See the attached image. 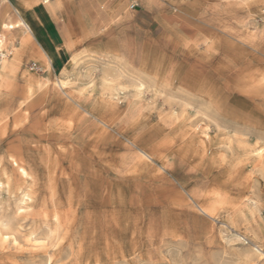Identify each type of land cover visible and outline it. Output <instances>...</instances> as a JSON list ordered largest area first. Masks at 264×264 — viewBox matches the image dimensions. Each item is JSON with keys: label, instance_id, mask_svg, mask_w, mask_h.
<instances>
[{"label": "rangeland", "instance_id": "374dc122", "mask_svg": "<svg viewBox=\"0 0 264 264\" xmlns=\"http://www.w3.org/2000/svg\"><path fill=\"white\" fill-rule=\"evenodd\" d=\"M0 264H264V0H0Z\"/></svg>", "mask_w": 264, "mask_h": 264}, {"label": "crops", "instance_id": "0c3cea01", "mask_svg": "<svg viewBox=\"0 0 264 264\" xmlns=\"http://www.w3.org/2000/svg\"><path fill=\"white\" fill-rule=\"evenodd\" d=\"M206 2H207V0H174V4H176L178 6H186L189 4L203 5ZM138 17H139L140 21L148 22V20L150 19L149 17H152L150 9L146 6L141 7L138 10ZM8 26L13 27L12 23H9Z\"/></svg>", "mask_w": 264, "mask_h": 264}]
</instances>
